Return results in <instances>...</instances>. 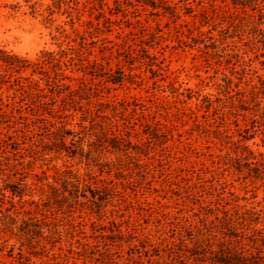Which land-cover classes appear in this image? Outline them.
<instances>
[{
    "label": "rangeland",
    "instance_id": "1",
    "mask_svg": "<svg viewBox=\"0 0 264 264\" xmlns=\"http://www.w3.org/2000/svg\"><path fill=\"white\" fill-rule=\"evenodd\" d=\"M256 3L0 0V50L30 62L53 52L62 60L59 72L73 78L64 83L74 89L85 79L93 87L61 119L76 134L75 155L43 152L16 127L0 124V141L13 136L32 148L9 161L23 174L0 172V264H209L223 242L264 256V173L256 176L246 163L255 160L235 151L242 141L264 156V0ZM54 65H46L52 74ZM12 91L0 84L5 102ZM115 136L130 139L140 159L113 148ZM69 171L93 188L107 186V205L49 201V184L60 187ZM18 182L22 196L5 189ZM223 210L234 217L232 230L217 218ZM248 210L256 212L253 221L238 219ZM44 221L50 225L42 236L31 232Z\"/></svg>",
    "mask_w": 264,
    "mask_h": 264
},
{
    "label": "trees",
    "instance_id": "2",
    "mask_svg": "<svg viewBox=\"0 0 264 264\" xmlns=\"http://www.w3.org/2000/svg\"><path fill=\"white\" fill-rule=\"evenodd\" d=\"M99 1L101 5H103L104 0ZM257 1L258 0H233V4L235 6L241 5L243 7H247L252 5V3L257 4ZM152 5L156 7L154 2H152ZM120 11L121 10H118L117 13ZM99 16L103 17L104 20L108 22L109 18L107 17V15H105V12H100ZM50 58L52 59L51 61L49 60ZM0 61H2L5 68V73H0V84L10 83V89L13 90L12 93L8 94L6 97V100L10 101L5 102V99L0 95V124L7 123L9 128L16 127L15 130L22 132V136L24 137V139H28L31 142V146L32 144H35L34 146L36 147L41 146V150L43 152L56 149L57 151L66 150L68 153L75 155L77 153V150L79 149L78 141L75 139L76 134L71 129H68L67 124L61 119L64 117L63 115L65 110H68L69 107L78 104L79 100L90 96V92L93 89L91 83L86 81L85 79H80L77 88L74 89H72L71 85L64 83L63 80L68 76H65L62 72H59V70L62 69V60L61 58H57L55 53L53 52H44L42 54V57H40L37 61L30 62L29 60L23 59L16 54H9L4 50H0ZM52 61L53 63H55L54 67H56V70H54L53 74L46 68V65H49V63H51ZM99 65L100 63L96 61L91 63L92 69L89 71V73L91 75H96ZM28 67H31L33 69L31 75L22 76L20 74L21 71ZM34 73H39L41 76L37 79L33 78ZM68 78L73 79L70 76ZM41 81H44L45 86L40 85ZM112 81L113 83H121L122 79L113 78ZM57 98H60L61 100V105L58 108L54 107V104L58 100ZM47 100H50V102ZM99 104L101 106L103 105L102 102H100ZM5 108H8L9 111ZM24 112H26L27 114H23ZM89 112L91 113V111ZM96 116L101 115L99 114V112H97ZM52 119H59V121L57 122ZM252 120L253 122H259L258 119ZM260 122H262V125H264V111L261 115ZM58 123H60L59 126H57ZM152 135H154V132L152 133ZM102 136L104 138L103 142H108V134L104 130L102 131ZM127 136L129 137L130 134H127ZM68 137H72L70 143L71 145L67 144ZM116 137L117 136H115V138ZM244 137L246 140V136ZM39 138L40 143L37 144L38 142L36 139ZM24 143L25 141L19 142L17 140H14L13 136H9L7 139H1L0 149H2L1 156L3 158L0 159V172H5V170L7 169H9L10 171H14L12 174L7 173L8 177H10L11 175L23 174V172H20V170H18V168L16 167V163L10 166L9 161L11 159L19 161L20 158H24L21 150L29 149L22 146ZM111 144L113 148H116L118 150L122 149V151H124L125 154L130 158L136 160L140 159V155H138V157L136 155H132L133 152L131 151V149H136L135 153L137 154H140L142 152L137 150L138 148H136L134 144H132L130 139L120 137L116 140L113 139L111 141ZM121 144H123L122 148L120 147ZM235 145V151L241 150V156L247 154L245 159L253 158L255 160V162L246 163L249 166L251 164H254L255 166L250 167V170L253 171L256 176H261L264 173V156L262 158H258L257 155H255L251 150V148L247 144L242 143V141H239L237 143L235 142ZM33 151L35 154L40 152L38 150ZM227 157L226 158L228 160L234 161L235 164H241V157H232L231 155H228ZM227 163L228 162L226 160V164ZM3 164L6 165V168L2 167ZM237 169L239 171H242L238 166ZM59 181L60 187L49 184L51 190L48 194L49 201L51 199L59 201L60 196H62L63 198H65V200L72 199L73 203L71 204H81L82 206L88 204V207L92 210H99L105 207L108 203L107 186H103L102 188H93L91 183L89 182V179H81L77 174L70 171L62 174L59 178ZM21 184L23 183L18 182L16 186L12 187L7 183L5 189L11 187L10 189L14 195L22 196L25 189L21 188ZM66 192H68V195H66ZM88 193H90V195ZM81 198H85L87 199V201L81 202ZM222 200L224 199L221 198V201ZM223 213V219L217 217L218 220L222 223V225L227 226L230 229L233 228L232 223L234 222V217L228 210H223ZM254 215H256L255 211L248 210L242 215H239L238 219L241 218L244 221H253ZM49 225L50 223L45 221L43 224H37L36 222L32 225L35 229L32 231L27 229V232L29 233L31 231L38 236H42L44 226L49 227ZM50 231H52L51 228ZM55 233L56 230H54V232L52 231V236H50V238H53V235ZM232 235L234 237L240 236L242 240L244 237L242 234H238L237 232L236 234ZM242 240H238L236 243L241 244ZM196 243H199V240H197ZM232 243L233 242H230V244ZM142 247L145 248V244H142ZM147 251L148 250H146V252ZM155 251L158 255V249H155ZM213 254L214 255L205 259L206 261L210 260L209 264H264V256L261 255V252L254 254L250 250L237 248V245H226L225 242H223L221 250ZM152 264L157 263L152 261Z\"/></svg>",
    "mask_w": 264,
    "mask_h": 264
}]
</instances>
